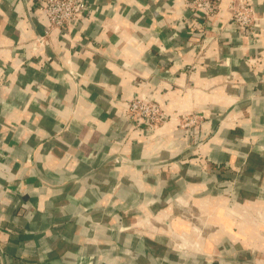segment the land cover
I'll return each mask as SVG.
<instances>
[{"label": "crops", "instance_id": "obj_1", "mask_svg": "<svg viewBox=\"0 0 264 264\" xmlns=\"http://www.w3.org/2000/svg\"><path fill=\"white\" fill-rule=\"evenodd\" d=\"M89 1L62 38L0 0V264H264V0Z\"/></svg>", "mask_w": 264, "mask_h": 264}, {"label": "built area", "instance_id": "obj_2", "mask_svg": "<svg viewBox=\"0 0 264 264\" xmlns=\"http://www.w3.org/2000/svg\"><path fill=\"white\" fill-rule=\"evenodd\" d=\"M32 1L30 16L34 18L40 15L43 16L48 21L50 28L58 30L62 38H65L72 29L80 28L83 22L89 19L100 5L97 1L90 2L89 0ZM215 10L214 0H191L187 17L188 23L197 22L198 25H203V22L208 20ZM250 13L251 10L240 6L233 16L232 26L241 36L246 33V28L251 24ZM48 32L47 29L44 30L43 35L48 34ZM123 115L130 124L143 125L145 128L152 130L164 118L159 107L144 97L128 102ZM187 121L184 126H193L196 123L194 117Z\"/></svg>", "mask_w": 264, "mask_h": 264}, {"label": "trees", "instance_id": "obj_3", "mask_svg": "<svg viewBox=\"0 0 264 264\" xmlns=\"http://www.w3.org/2000/svg\"><path fill=\"white\" fill-rule=\"evenodd\" d=\"M212 172H213V173H212L213 175L218 176V178L221 180L220 183L225 182V181L231 179V176H230V177L227 176V172H226L225 170L217 169V170L212 171ZM230 257H231V256H230ZM236 260L238 261V264H251V263H249V262H243L242 257H238V256H236ZM237 261H236V262H237ZM242 262H243V263H242ZM225 264H226V263H225Z\"/></svg>", "mask_w": 264, "mask_h": 264}]
</instances>
